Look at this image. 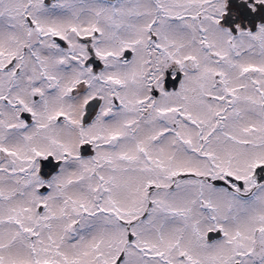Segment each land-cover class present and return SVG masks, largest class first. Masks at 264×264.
I'll list each match as a JSON object with an SVG mask.
<instances>
[{
	"label": "snow or ice",
	"instance_id": "obj_1",
	"mask_svg": "<svg viewBox=\"0 0 264 264\" xmlns=\"http://www.w3.org/2000/svg\"><path fill=\"white\" fill-rule=\"evenodd\" d=\"M0 264H264V0H0Z\"/></svg>",
	"mask_w": 264,
	"mask_h": 264
}]
</instances>
